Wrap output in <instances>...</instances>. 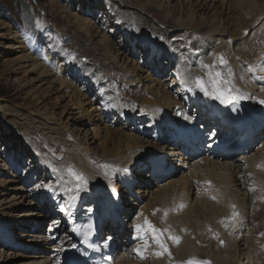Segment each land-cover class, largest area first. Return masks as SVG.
<instances>
[{
	"label": "bare ground",
	"instance_id": "1",
	"mask_svg": "<svg viewBox=\"0 0 264 264\" xmlns=\"http://www.w3.org/2000/svg\"><path fill=\"white\" fill-rule=\"evenodd\" d=\"M83 1L90 2V0ZM187 1H194L191 4L195 7L199 6L198 12H203V14L200 13V19L204 20L207 25L201 32L208 33L206 38H203L200 32L191 33L192 37L201 35L202 40H198L197 43L192 42L190 50L189 46L183 49H180L179 46L167 49L165 43L167 36L169 37L172 32L173 35L182 32V26L185 27L186 21L190 22L197 15L196 13H182L176 17L166 15L165 23L172 25L173 30L163 23L164 26L159 24L157 26L151 22L148 16L143 17V15L139 17V20L136 19L137 21L129 20L130 17L127 15L128 18L125 17L124 25L126 24V29L131 25V28L128 29L130 36L128 40L132 43L134 41L136 49L149 46L151 51L156 53L160 51L161 54L167 55V57L155 58V62L157 59L163 58L161 61L163 71L170 67L171 60L175 61L176 72L186 92L184 103H187L188 106L195 104L199 107L206 114L205 122L201 117L194 115L189 117L186 113L183 116H178L176 121L173 120L170 113L171 107H175L180 102L176 101L175 97H172V93L170 94L166 89L168 84H164L162 78L159 77L155 78L156 82H150L149 79L153 78L147 74L148 71L145 77L140 76V79L133 74L137 70V63L134 61L133 68L127 64L125 67L121 64L118 66L119 59L117 56H113L112 61L118 63H116L117 66L113 65L106 53L114 48V43L105 40V36H101L103 39L100 48L97 47L103 53L92 56L98 64L97 66L104 68L108 73L104 75L103 79L111 80L113 77L116 82V75L122 73L124 81L129 78L131 84H138L142 89L140 93L136 94L139 96V100L134 102L119 104L117 93L111 98L105 99L110 103V109L117 108L127 118L134 117L135 109L146 115L145 123L135 127V134L133 131L126 133L117 128L111 130L110 126L104 124L109 134L107 140L101 143L98 148L93 145L91 147L87 143L88 137L86 139L85 136L81 137L75 132L78 129L75 127L76 119L74 117L68 116L69 120H72L71 124L58 123L54 111L50 107L47 108L43 101H40L44 97L47 99V96L52 94L55 95V100L60 98V95L56 96L59 91L53 84L49 86L50 90L46 95L34 94L33 97L40 102L36 108L32 106V111L36 112L35 115L32 116L31 113H27L13 104L4 103L5 100L0 98V116L3 117L6 115L5 113H14L13 117L6 119L8 121L6 124L12 130V144L20 140L26 142L32 147L31 150H34V154L31 155L22 145L21 153L18 155L19 160L25 156V159L30 162L28 166H31L33 170H44L45 178H51L50 182L54 185L52 197L57 196L56 198L62 199V201L57 200V203L60 206L59 218L63 216L60 226L65 236L67 233L69 236L70 233L69 222L76 217L75 204L77 201L98 199L96 208L103 210L101 217L105 221V226L109 227V229H99L108 238V240L105 236L103 238L106 254H110L112 250L116 252L117 246L123 244L119 240L120 232L130 230L136 236L133 226L143 224L145 218L156 227L168 228L173 235L180 237L179 242L174 243L167 238V234H164L163 240L167 251L150 239L151 234L146 237L148 243L146 248L142 247L145 240L137 239L133 245L129 246L124 243V252H117V254L120 253V256L123 255V259L119 262V256L116 259L117 264H185L193 258L198 261H207L209 264H264V245L258 243L256 235L257 231L264 230V167L261 168L259 164L264 160V145L255 152L251 151L245 157L222 159L210 150L209 144L204 145L206 147L203 149L200 147L201 152L196 157L189 156L188 152H183L184 143L180 142L181 139L185 141L188 136L202 140V135L209 131L211 124L216 127L214 131L217 128H220V132L230 128L240 115L236 111L237 106L244 105L248 107L250 115L256 117L263 114L264 118V103L260 102L264 100V0ZM156 8L159 9V7ZM212 10H214L212 20L209 23L205 12ZM66 12L71 14L67 8ZM71 16L76 19L73 22L79 31L89 35L91 39L97 36L96 32L90 33L94 30L90 20L87 21L84 18L86 21H81L80 15L76 13H72ZM98 20L103 22L101 19ZM133 27L141 28L142 31L149 29L152 31V36L144 37L140 33H135L136 30ZM239 31H244L245 37L230 44L229 38L237 37ZM182 37L184 38L185 34ZM167 41L169 42L168 39ZM22 50L24 51L23 48ZM119 51L120 54H126L122 48ZM25 55L26 58H30L28 54L25 53ZM58 55L60 56V54ZM221 56L227 62L226 64L220 63ZM32 57L30 59L37 62L36 58ZM78 60L82 64L78 70L72 69L71 66L64 68L60 66L54 70L60 77L64 76L62 79L64 88L70 89L71 95L76 96V105L80 110L85 112L89 118H96V124L99 125V119L103 121L102 117L89 99V102H80L81 91L72 84L74 81L81 82L82 78L79 75L82 76L85 72L86 76L91 77L89 69L85 67L86 62H81L80 56ZM35 66L42 69L41 72L45 74L50 68L48 67L49 61H45V63L39 61ZM69 67L72 72L74 71L72 74L68 71ZM156 69L157 67H154V70ZM229 72L232 74L231 77L228 76ZM215 73H222L239 90L232 94L233 103L222 102L212 96L205 95L192 83V78L195 76L207 81L210 74ZM142 78L148 79L151 85L143 84ZM103 79L100 80L104 81ZM129 81L123 82V85H128ZM102 87L104 86L102 85ZM240 94H245L247 98H240ZM87 104L91 107L90 112L87 111L88 108H84V105ZM144 121L141 119V122ZM152 129H155V134L152 135L154 142L145 139L146 136L151 135ZM163 129H167L166 135L162 134ZM6 134H10V132L7 131ZM111 141L113 142L110 144ZM18 145L20 146L19 142ZM69 165L83 173L87 181L86 184H81L79 188L76 187V181L63 171ZM101 165H107V168L101 167ZM0 166H2L0 169L5 171L6 167H3L5 165ZM54 168L62 169V171L55 172ZM25 169L23 177L28 172L27 167ZM162 179H166L168 182L165 181L166 184H163L160 181ZM20 180L21 178H7L6 183L12 184L8 189L13 193L12 199L15 200L13 203L23 204L28 212L25 213L22 209L24 212L13 214L12 211L0 209V218L2 219L0 220L3 222L6 219L7 224L3 223L8 226L7 230L10 234L16 235L14 230L16 226H25L24 229H20L19 235L14 237L15 241L12 240V248L16 249L17 253H6L8 259H20L22 260L20 264H63L60 261V254L70 245V238L66 236L65 240L61 239L56 245L48 247V252L53 250L52 255H48L47 244L54 242L55 237L45 238L41 233L31 231L29 226L41 224L44 215L34 213L36 206L30 199L25 201L28 194L24 193L23 187L20 186ZM15 183L17 184L15 185ZM137 183L140 187H137ZM148 184L158 188L156 190L149 189ZM121 185H124L128 192L121 201L123 204L125 203V215L118 214L116 203L117 195L122 194ZM139 193L146 200H137V202L135 199H131V195L134 194L137 198ZM252 199L255 200L254 203H257L249 214L248 208ZM181 204L184 206L180 207ZM88 205H92V203L90 202ZM232 205H235V209L231 207ZM157 209L159 211L154 213V210ZM165 209L168 210L166 217ZM234 210L239 213L238 217L235 220L226 219L231 217ZM31 219H33L32 222ZM256 219H259V225L256 228L251 229L250 224L249 227L246 226L249 222L254 224ZM222 220L224 223H221ZM225 223L229 227H225ZM126 238L128 237L126 236ZM8 240H10L9 237ZM113 243L117 245L114 248ZM35 249L39 251H35ZM157 253L162 254L157 255ZM3 255L4 252L0 250V257H4Z\"/></svg>",
	"mask_w": 264,
	"mask_h": 264
},
{
	"label": "rangeland",
	"instance_id": "2",
	"mask_svg": "<svg viewBox=\"0 0 264 264\" xmlns=\"http://www.w3.org/2000/svg\"><path fill=\"white\" fill-rule=\"evenodd\" d=\"M92 1L93 0H90V2L85 3L83 0H0V98L5 100L3 101L4 103L13 104L14 106L20 109L22 108L23 111L31 113V115L33 116L36 112L32 111V106L36 108V106L40 104V102L36 101V99L33 97L34 94L46 95V93L50 90L49 86L53 84L56 88H58L59 93L56 96L58 97L60 95V98L55 100V95L52 94L49 97L47 96V99L44 97V99L40 101H43L47 108L50 107V109L54 111L56 121L58 123L71 124L72 120H69L68 116H70V118L74 117V119H76L75 127L76 129H78V131L75 130V132H77L81 137L85 136L86 139L88 137L87 143H89L91 147L94 146L98 148L101 143L107 140V136L109 135L105 129V125H107L108 127L110 126L111 130L117 128L126 133L133 131V133L135 134V125L138 124L137 126H142L141 124L145 123L146 121V116H144V113H142V117L139 116L138 113L137 115H134V119L129 118V120H125V116H122L121 114L118 115L119 111L117 109L107 110V105L105 104L104 100L105 98L97 94V90L94 88V85H97L96 82L99 81H96V79H103L105 77L104 75L107 73L104 68L97 66L98 64L92 57L93 54L98 55L100 53H103L101 49H97V47L100 48L101 40L103 39V37L101 36H105V40L109 42L113 41L114 43V48L108 50L106 53L107 56L111 59V61L113 60V56H117V59H119V64L117 62L112 61L113 65L117 63L118 66L121 64L125 67V65L127 64L129 67L133 68V61L136 62L137 70L133 74L140 78V76L145 77L148 71L147 74H150V76L153 78L149 79L150 82H156V77L162 78L161 80L163 81V83L168 84L166 89L169 90L170 94L172 93V97L174 96V99L176 101H179L181 104H183L184 107H187L186 104L184 105L182 96L178 92V80L175 77L177 73L175 75L172 74L173 66L171 64L167 70L163 71L161 69V67L163 66L161 62L163 58H159V60L157 59V62H155V55L149 52L148 46H146L142 52L137 51V54L127 52L128 47H132V43L127 42V36L129 35L128 29L131 28V25H129V28L126 29L127 26L126 24L124 25V23H126L125 17L128 18L127 15H129V20L135 19V21H137L139 20V17H142V15L143 17L148 16L151 22L156 24L157 26L158 24H165L168 25L169 29L173 30L172 25L165 23L166 15L170 17H176L182 15V13H196L197 15L194 16L190 22L186 21L185 24L187 25L185 27L182 26V32L174 34L175 36L172 34V32L169 37L167 36L169 42L164 37L166 39L165 47L167 49L172 47L174 48L177 46H179L180 49H183L184 47L189 46L190 50V47H192V42L197 43L198 40H202L201 35H196L192 37V35H190L191 33L200 32L202 33L203 38L208 37V33L201 32V30L207 25V23H205L204 20L200 19V13L203 14V12H198L199 6L196 5L195 7L191 4L194 3V1L190 2L187 0H94V4L92 3ZM99 4H101L102 6ZM156 7H159V9ZM66 8L70 11L69 13H76L80 15L81 21H86L84 20V18L87 19V21L90 20V23H92V26L94 28V30L90 33L93 34L94 32H96L95 35L97 36L91 39L89 35H86L84 32L79 31V29L76 28L75 22H73L76 19L73 18L71 14H68V12H66ZM213 11L214 10L210 12H205V17H208L207 22L209 23L212 20ZM137 13H139L140 15ZM98 19H101V21L103 22L101 23ZM121 21H123L122 25H120ZM133 28L136 30L134 31L135 33H140L144 37L147 35L152 36V31L149 29L147 31H142L141 28ZM243 32L244 31H239L238 36L235 38L230 37L229 43L231 44L240 38H244L246 33ZM184 34L185 37L183 38L182 36ZM169 43L172 46H170ZM133 46H135V43ZM21 47L24 49V51ZM121 48L125 50V55L120 54L119 50ZM25 53L28 54L30 58L31 56L36 58L38 63L39 61L43 63H45V61H49L48 67L50 68L46 72V74L41 72L42 69L35 66V64L37 63L35 60H31L29 57L26 58ZM58 54H60V56ZM55 55H57L58 57ZM79 56L82 59L81 62H86L85 67L89 69L86 70L90 71L91 77L89 78L88 76H84L81 82L74 81L72 84L73 86H75V88L81 91L82 99L80 98V102L85 103L87 101L89 102L90 100L91 104L95 107L97 113H99L102 117L103 121L99 119V125L96 124V118H89L85 115V112H82L80 108L76 105V96L71 95L72 92L70 89L64 88V85L62 83V79L64 76L60 77V75L55 73V70L60 66L61 68H64L65 66L72 67L76 63L75 60H78ZM117 64L115 66H117ZM154 67H157V69L154 70ZM71 70L72 69L69 67L68 71L70 74L73 73ZM79 77L81 78L80 75ZM59 78H61V80H59ZM116 79L117 81L115 82L113 77L111 78V80H108L107 78V80L103 79L104 81H101L100 83L108 90H111L112 92L117 93L119 95V104H125L126 102H134L136 100H139V96L136 94L142 91L141 86L134 83L131 84L129 78L124 81V79L122 78V73H118L116 75ZM143 79L145 78H142L141 80L143 84L145 83V85L147 84V86L151 85L148 79ZM127 81H129L128 85H123V82L125 83ZM69 82L71 84L72 81L70 80ZM144 87L147 89L146 86ZM173 93L175 94L173 95ZM87 105H84V108H88L87 111L90 112L91 107L89 104ZM194 108V106H191L189 110V116L191 117L192 115H194L195 117H202V119H205V116H203V112H199V110L196 109L199 112L198 113ZM173 109L174 107H171L170 110L172 117L174 116L173 111L175 110ZM92 110L94 111V113H96L94 109ZM137 111L139 110L137 109ZM182 113V111L179 112V114ZM5 114L6 115H4L3 117L0 116V165L4 164L5 166L3 167H6L5 171L0 169V209H6L5 211H12L13 214H15V212L16 214H19L20 212L24 211L25 213L28 212V210L24 208L26 206H24L23 204L13 203L15 201L14 199H12L13 193L11 190L8 189L10 185L12 186V184L6 183L7 178H21L20 186L23 187L24 193L28 194V196H26L25 201H29L30 199L32 202L35 203L33 204L36 206V208L34 209V213L44 215V219L41 220L43 222L41 224H35L36 229L32 226L29 227L31 231H37L41 233L43 237L51 238L49 236H53L55 234L53 233V231H55L56 227L52 228V232L49 233L48 226L49 222H52L58 215V213L51 214L52 211H58V207L53 202V200L50 199L48 195L44 192L45 187L43 182L45 181V179H43V170H33L31 166H28L30 162L25 159V156H22L23 158L19 160L18 155L19 153H21L20 147H22V145L27 148V152H29L31 155L34 154V150H31L32 147L26 142L20 140L16 141L15 144H12V130L6 124V122H8L6 119H8V117H13L14 113ZM110 114L114 116H111ZM130 119H133L132 122ZM141 119L142 121H145L141 122ZM7 131L10 132V134H6ZM151 131V135L146 136L145 139L147 138L149 141L154 142L153 136L155 134V129H152ZM166 131V129H163L162 134L166 135ZM69 138L71 139V136ZM18 142L20 146L18 145ZM112 142L113 141L109 143L111 144ZM26 167L28 172H26L25 177H23L24 170H26ZM0 168H2V166H0ZM7 172L11 174H8ZM151 178L154 179V177L152 176ZM160 181H162L163 184H166L165 181L167 180L162 179ZM16 184L17 183H15V185ZM137 187H140V185L137 184ZM148 187L152 190H156L158 188L157 186H155V188L150 184H148ZM48 190L49 189L45 191ZM139 195L141 199L143 198L142 200H146L144 199L145 197H143L141 193H139ZM254 202L255 200L252 199V202L248 208L249 214H251V210L257 203ZM22 209H24V211ZM33 219H31V222ZM1 220L0 229H3V232L0 235V250L1 252H4V257H0V264H20L22 263V260L20 259H8V252L17 253L16 249L12 248L9 245L8 235L11 238H16V236L19 235L20 229H24L23 227L25 226H16L14 229L16 235H14V233L10 234L9 230H7L8 226L4 224H7L6 219L3 220L4 223L1 222ZM55 220L58 221V218H56ZM59 224L60 220L54 225L57 226ZM249 224L251 229H253L254 227L256 228L257 225H259V219H256L254 224H252L251 222L247 223L246 226L249 227ZM58 231L59 227L56 232L57 237L58 235L62 234ZM256 235L258 237V243L264 245V230L257 231ZM1 241H3V243H1ZM52 244H47V247H50ZM35 251L39 250L35 249Z\"/></svg>",
	"mask_w": 264,
	"mask_h": 264
},
{
	"label": "snow or ice",
	"instance_id": "3",
	"mask_svg": "<svg viewBox=\"0 0 264 264\" xmlns=\"http://www.w3.org/2000/svg\"><path fill=\"white\" fill-rule=\"evenodd\" d=\"M219 61L221 64H226L227 62L223 59L221 56L219 58ZM249 71H251V68H249ZM231 72L228 73V76L231 77ZM183 82V81H182ZM193 83L196 84V86L205 93V95L212 96L215 99H219L222 102L226 103H233V96L232 94L234 92H239L238 89L235 88V85L232 84L231 80L228 78H225L222 73H215L210 74L209 79L207 81H203L200 77H196ZM240 98H247L245 94H240ZM261 103H264V100L260 101ZM101 167L107 168V165H101ZM53 171L55 172H61L62 169L54 168ZM63 171L67 172L68 176L76 181V187L79 188L81 184H86L87 181L83 175V173L79 172L74 168V166L69 165L66 169ZM126 171V170H125ZM210 183V182H208ZM39 187V185H38ZM46 188H51L50 185H44ZM215 199V197H212ZM184 205L181 204L180 207H183ZM233 209H235V205L231 206ZM159 211V209L154 210ZM168 210H164L165 217L167 216ZM239 213L235 210L232 212L231 217H228L226 219L235 220L238 217ZM221 223H224L222 220ZM225 227H229L227 223L224 224ZM134 230L136 234V238L140 240H145V243L142 247L146 248L148 247L147 239L148 234L150 235V239L155 242L156 244L160 245L161 248L164 249V251H167V246L164 243L163 236L164 234H167V238L171 239L174 243H178L180 240L179 236L173 235L168 228H158L156 227L151 221H149L147 218H145L143 224L134 225ZM223 243V241H221ZM75 247V245H74ZM162 253H157V255H161ZM185 264H209L207 261H198L193 259H190L189 261L185 262Z\"/></svg>",
	"mask_w": 264,
	"mask_h": 264
}]
</instances>
